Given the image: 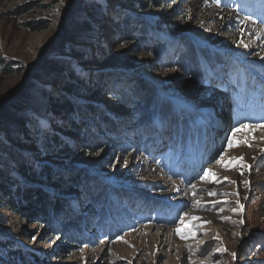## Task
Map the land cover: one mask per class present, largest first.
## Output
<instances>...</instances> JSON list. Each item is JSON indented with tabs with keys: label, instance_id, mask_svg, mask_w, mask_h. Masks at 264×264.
<instances>
[{
	"label": "rangeland",
	"instance_id": "374dc122",
	"mask_svg": "<svg viewBox=\"0 0 264 264\" xmlns=\"http://www.w3.org/2000/svg\"><path fill=\"white\" fill-rule=\"evenodd\" d=\"M72 1L0 0V135L8 139L5 145L19 149L13 164L0 159V172L12 171L11 175L20 179L14 164L21 160L35 164L38 172L45 164L67 172L81 167L89 173L81 190L70 184L55 191L66 203L73 202L71 207L67 204L65 214L83 213L88 208L89 186L97 184L102 192L112 180L108 185L115 189L113 197L118 208H125L126 217L116 229L105 231L94 218L100 216L99 207H89L86 214L90 221L84 234L93 243L68 242L58 237L59 226L67 222L62 217L55 226H38L0 200V231L38 251L50 264H256L264 260V249H259V238L264 236V1L231 0L224 6L213 0H158V7L148 2L151 11L143 14L123 9L120 0H101L105 12L98 9L90 15L93 28L88 31L77 23L88 0H77L69 14ZM198 2L201 7H197ZM122 12L148 22L158 35L156 25H162L163 35L155 39L166 44L160 59L141 47L133 49L134 39L124 41L116 27ZM185 36L205 47L229 49L223 55L245 70V83L236 72L222 73V64L208 67L201 54L199 68H204L205 76L199 77L197 69L184 72L177 67L184 53L190 57ZM67 41L74 46L67 48L72 52L62 51ZM74 48L78 52L73 53ZM120 54L137 67L120 64ZM188 56L182 59L185 65ZM53 59L65 60L67 69L45 74L44 81L35 84L34 108H28L29 100L20 111L30 114L28 121L7 123V112L20 102L19 89L26 91L38 75L47 72ZM72 69L92 87L86 92L100 106L98 117L105 115L113 124L108 136L117 142L107 143L110 147L106 151L101 149L105 145L86 148L82 135L71 132L69 125H59L64 116L57 102L65 95L64 84ZM121 78H143L154 88L157 102L172 101L174 109L169 113L177 115V120L170 119V124H191L185 139L171 144L170 126L156 124L155 133L143 126L137 101L127 103L118 98L116 88ZM38 102L45 108L41 112L36 110ZM210 114L218 118V125L213 127ZM42 126L73 147L69 158L45 153L33 145L32 134ZM206 131L211 133L210 140ZM20 137L24 146L16 145L15 139ZM230 140L239 146L229 148ZM241 156L243 162L237 165L234 158ZM59 159L62 162L56 163ZM229 160L235 166L225 169ZM208 169L219 182L201 179ZM36 182L39 185L34 178L30 186ZM155 199L166 208L160 217ZM118 219L114 217L109 223Z\"/></svg>",
	"mask_w": 264,
	"mask_h": 264
},
{
	"label": "trees",
	"instance_id": "16d2710c",
	"mask_svg": "<svg viewBox=\"0 0 264 264\" xmlns=\"http://www.w3.org/2000/svg\"><path fill=\"white\" fill-rule=\"evenodd\" d=\"M76 1L77 0H73L71 5H69L70 9L67 8L69 14H72L73 6ZM213 1H218L224 6L228 4L227 0ZM120 2L123 9L130 8L143 14L150 13L151 11V6L148 5V2L157 7L159 4L158 0H120ZM85 4V8L81 9L79 15H82V17L77 19V23L80 25V27H83V30L88 31L93 28L89 22L90 15H93L95 11H98V9L104 13L105 7L103 6L101 0H93V2L88 0ZM106 6L109 7V4L106 3ZM197 7H201V2H198ZM217 11L220 13L218 9ZM118 14H120V21L116 27L121 36L126 39L124 41L131 43L134 39L135 43L133 42V49H135V47H141L142 49L148 50L150 53H152L155 58L160 59L162 57V53L166 50V44L164 42H160V40L157 42L155 39L156 36L163 35L162 25L160 23L156 25L157 31H159V34H161L158 35V33L155 32L156 30L154 31L148 22H140L139 20L133 19L131 15L123 12ZM85 15L89 18H84L83 16ZM138 25H142V27L140 28ZM255 29L256 28L251 30V35H253ZM185 38H187V36H185ZM187 41L190 44L191 49L190 57L188 56L189 54L186 55L185 53L181 57L183 59L184 57L188 56L189 60H186V65L182 59H180L177 64V67H179L184 72H187L188 70L191 72V69H197L196 72L199 77L205 76L204 68H199V54L203 55L205 61L208 63V67H213V65H218L225 61L224 57L220 53L213 51L209 47H205L200 41L193 38L192 40L189 39ZM68 47L74 46L71 45V42L67 41L62 46V51L72 52L71 50L68 51ZM189 50L187 53H189ZM76 52H78V49L74 48L73 53ZM118 62L128 68H136L138 65L130 59L124 60L121 54L118 57ZM225 62L228 65L227 68H225L226 70H229L232 73L237 71L234 62L228 60ZM66 69L67 62L65 60L53 59L51 61V66L47 69V72L38 75L35 78L33 84L28 85L26 91H22L20 88V102L9 109L7 112L8 117L6 118V122L9 124L13 123L14 125L17 123V121H21L20 119H22V122H26L27 119L29 120V116L27 115L30 114L27 113L26 110L24 113H20V111L26 109L29 100L31 103H29L30 106L28 108L30 109L34 106L33 98L37 92L35 84L38 83L39 80L44 81L45 74L48 75L50 73L54 74L57 72H64ZM136 72L139 73L140 71L136 70ZM67 76L69 81L64 84L66 90L64 93L65 95L61 96V99L57 102L61 107V111L64 116L59 125L63 123L69 125V130L71 132L76 134L79 133L78 136L82 135L84 139L83 144L86 148H92L95 150L98 146L105 145V147H102L101 149L106 151V149L110 147L106 146L107 143L111 142L114 144L117 142L116 138V140H114L112 136H108V132L113 125L112 122L110 121L109 117L105 115L98 117V114L101 113L100 106L96 104L93 98H89L88 92H86V90L92 89V87L86 85L85 81L79 78L73 69L71 70L70 74H67ZM153 89L154 88L150 86V84L143 78H138L134 81L121 78L118 80V87L116 88V91L118 92V98L122 99V101H127V103L130 100L137 101L136 105L139 108L137 113L139 115L138 119H140V123H142V125L144 124L143 126L152 129L154 133L156 130H154L153 127L156 124L161 127L163 126V128L170 126L171 129L169 132V141L172 142L171 144H176L179 141L184 140L185 135L188 132L187 130H190L191 124L188 121H184L174 126L172 121L177 120V115L171 112L169 113L171 108L174 109L172 101L166 100L167 103L164 104L157 102L155 99L156 93ZM98 90L101 91L102 88L100 87ZM53 98L56 103V97L54 96ZM89 108L91 112L88 111ZM44 109L45 108H43L42 102H38V108L36 110L41 112V110ZM19 113L21 116H19ZM40 116H42V114H40ZM95 118H99V120L94 122ZM170 119L172 120L171 124L169 122ZM47 121L48 120L45 122ZM83 127H85L84 130ZM94 128H96L97 131H94ZM32 131L34 130L32 129ZM99 131L105 134L101 135ZM36 132L32 134L34 137L33 145L36 146L40 151L45 153L51 151L52 153H56L57 157L68 156L69 158V156L72 155L70 153H72L73 147L69 143L63 141L57 133L47 131L46 127L44 126H42L40 129L38 128ZM99 134L101 140H98L100 138L98 137ZM22 137L15 139L16 145L24 146L26 144L23 142ZM146 138L149 139V141L150 139H153L152 136H146ZM6 140L0 135V150L3 151V156H0V159H3L2 161L5 162L11 161L10 164H13L15 159L18 157L17 150L19 149L13 147L11 144L8 146L5 145L7 144L4 143ZM15 140L14 138L12 139L13 142ZM172 147H174V145H172ZM51 152L49 154H51ZM34 155L35 154H33V156ZM35 156H37V152ZM55 162H62V160H55ZM120 162L121 161L119 159V164ZM14 165H17L15 168L20 173V179L13 177L11 175L12 171L0 172V200L8 203L9 208L12 211L26 215L28 218L37 223L38 226H45L47 224L55 226L62 217L65 219L64 221L67 222L59 226L60 228L58 231H60V234L58 237L64 238L68 240V242H74L75 240H78L80 242H84L85 244L93 243V241L90 240L91 237H86L87 235L84 234L87 230L86 224L90 221L88 220V214H86V211L89 207H99V210L101 211L100 216L94 218L97 219V225L103 228L105 231H113L119 225H121V221L126 217V212L124 210L125 208H118V200L113 197V191L115 189L108 185L112 180H109V182L104 185V191L102 192L97 190V184L89 186V190L86 192L88 208L83 213H72L68 211L65 214L64 210L67 208V204L71 207L73 202H70L71 205L66 203L63 198H59L55 195V191L60 186L69 188L70 184H72V187L73 185L80 187L81 190V185L86 178L84 176H89V173L86 170L78 167L67 172L59 168L56 169L54 165L45 164L42 166L43 169L38 172V168L35 164L26 163L23 160L18 161V164L15 163ZM85 172L87 175H85ZM34 178L38 179L39 185L36 182V186H30V182H32ZM102 184L105 183L102 182ZM43 186H47V188H49L51 191H49L47 188H44ZM155 201L158 203L157 213L160 214L157 216L160 217L164 212H166V208L160 203V201ZM114 217L119 219L110 224L109 221ZM77 235L79 236L78 238H76ZM259 239V245H261V248L259 249L261 250L264 249V236H261ZM0 264H50V262L47 257L42 256L38 251L29 246L17 243L13 238H11L9 234L0 231ZM256 264H264V260L258 261Z\"/></svg>",
	"mask_w": 264,
	"mask_h": 264
},
{
	"label": "snow or ice",
	"instance_id": "6c2138e0",
	"mask_svg": "<svg viewBox=\"0 0 264 264\" xmlns=\"http://www.w3.org/2000/svg\"><path fill=\"white\" fill-rule=\"evenodd\" d=\"M242 127H247V125H244V126H242ZM238 130H239V129H237V131H238ZM242 143L246 144V145L249 146V147L251 146L247 141H242ZM238 146H239V144L234 143L232 140L229 141V148L238 147ZM243 159H244V158H243L242 156H241V157H236V158H234L235 163H236L237 165L241 164V163L243 162ZM233 166H235V165H233L232 160H229V161L224 165L225 169H228V168L233 167ZM242 166H243V167H249V168H250V165H247V164H242ZM201 179H202V180H207V181H210V182H219V181L217 180V178H216V174H215L211 169L206 170V171L203 173V175L201 176ZM225 179H227V178H225ZM232 183H235V181H232ZM245 183L247 184L248 182L246 181ZM192 187L195 188V185H192ZM209 195H216V193L209 192ZM241 208H243V205H241ZM192 219H194V220H198V219H200V218H199V217H193ZM182 223H183V221H182ZM177 233L180 234V235L182 236V238H183V234L180 233L179 229H177ZM193 235H194V233H193ZM232 255L235 256V253H233Z\"/></svg>",
	"mask_w": 264,
	"mask_h": 264
},
{
	"label": "water",
	"instance_id": "95a60500",
	"mask_svg": "<svg viewBox=\"0 0 264 264\" xmlns=\"http://www.w3.org/2000/svg\"><path fill=\"white\" fill-rule=\"evenodd\" d=\"M225 147H226V142H225V144H224V147H223L222 150L220 151V153H221L222 151H224ZM220 153H219V154H220ZM219 154H218V155H219Z\"/></svg>",
	"mask_w": 264,
	"mask_h": 264
}]
</instances>
